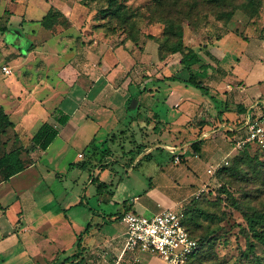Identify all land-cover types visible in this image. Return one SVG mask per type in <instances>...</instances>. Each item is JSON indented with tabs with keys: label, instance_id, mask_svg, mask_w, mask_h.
I'll use <instances>...</instances> for the list:
<instances>
[{
	"label": "crops",
	"instance_id": "obj_1",
	"mask_svg": "<svg viewBox=\"0 0 264 264\" xmlns=\"http://www.w3.org/2000/svg\"><path fill=\"white\" fill-rule=\"evenodd\" d=\"M50 1L41 17L50 7L60 10L68 21L60 36L68 28L88 27L87 33L82 35L84 38L80 36L74 42L67 33L64 36L70 39L62 51L66 55H62L64 58L69 55L72 68L77 70L73 71L74 77L66 93L78 98L72 112L57 103L50 105L49 118L43 121L57 129L55 137L45 149L30 150L26 155L30 162L22 170L7 179L0 178V264H166L154 252L124 248L125 227L120 215L125 210L152 215L162 207L173 208L172 203H177L167 201V205H162L165 194H160L152 199L150 203L155 208L150 209L148 202L140 200V197L155 194L156 182L149 181L143 195H133L124 183L126 181L114 179L112 163L131 173L157 147L172 150L183 147L186 150L179 141L194 137L199 132V123H206L205 119L213 121L214 127L205 129L209 125L201 126L196 137L202 140L198 152L209 155L213 150L224 148L223 156L231 154L230 139L243 136L239 121L254 100L264 96V91L248 97L241 77L237 82L238 89L222 93L219 86L220 75L224 71H210L198 78L215 98L213 102L209 96L188 89L183 82L168 81L169 76L181 72L178 71L181 68L180 53L159 58L156 44L157 59H148L143 50L150 38L141 36L136 42L128 39L114 41L117 35L103 34L92 27L93 22L84 23L80 14L71 17L72 4L78 2L81 9L83 3L80 1L56 0L59 6ZM41 17L38 18L40 24ZM0 28H5V25ZM228 33L230 31L207 43L205 53L213 59L219 58L216 53L219 49L214 50V47ZM136 43L140 48L137 57L129 50V44ZM4 44L8 47L7 43H1L0 48ZM60 55V51H53L50 47L37 48V43L29 44L24 54L18 50L6 55L0 66L7 65L10 73L5 75L0 68V78L5 80L4 83L0 81V107L8 116L9 111L3 103H10L8 99H13L14 93L16 102L20 104L26 101L41 104L52 99L56 84L52 78V84L47 81L57 62L55 59L58 60ZM171 57L176 58L175 66L171 71H165ZM203 59L202 62L211 67L215 64L212 60ZM238 59L230 66L229 72L242 76L241 58ZM33 61H37L38 66H33ZM196 66L199 65H191L193 73H196L193 71ZM66 72L55 81H66ZM13 73L14 76L10 77ZM31 74H39L41 78L32 80ZM40 79H46L47 85L44 83L46 91L39 96L36 95L39 93L37 86L43 82ZM224 87L230 89L231 85L225 82ZM168 97H173L172 102ZM157 100L163 104L161 111L157 110ZM130 107H135L132 114L128 113ZM103 108L112 111L114 118L102 115ZM78 110L82 115L74 117ZM63 113L67 114V119L59 123L56 115ZM228 126L234 131L232 136L222 132ZM7 133L10 138L15 134L23 145L28 146L33 132L26 136L27 142H24L13 121V127ZM216 134L226 137L225 147H219L215 142L209 146V140L203 141L208 136L216 140ZM116 135L123 141L120 151L114 145ZM10 142L8 140L7 147ZM49 148V162L38 165V159ZM84 150H88L87 155ZM165 168L161 167V170L165 172ZM181 206L179 204L178 209Z\"/></svg>",
	"mask_w": 264,
	"mask_h": 264
},
{
	"label": "rangeland",
	"instance_id": "obj_2",
	"mask_svg": "<svg viewBox=\"0 0 264 264\" xmlns=\"http://www.w3.org/2000/svg\"><path fill=\"white\" fill-rule=\"evenodd\" d=\"M78 1L84 5L82 4L80 9L78 2L73 3L71 17L75 18L80 14L84 18V23L88 21L94 23L96 21L95 16H97L96 10L104 6L105 0ZM118 1L122 3L123 9L128 13L129 18L127 24L124 25V29H115L119 31V34H117L114 41L121 40L122 35L128 34V31L134 34L139 32L144 39H147L146 33L156 34L161 29V23L157 20H163L170 14L179 11L176 19L182 25L183 41L196 48L197 53L200 55V60L203 61V58H206L215 63L212 67L205 63V66L193 67V71L199 77H204L210 71H224L220 75V92L227 93L238 89L237 82L241 77L248 97L256 93L261 94L264 91V0H259L258 7L254 8L255 10H247V12L242 7L246 2L245 0H231L230 4L224 5L213 3L210 0ZM47 2L50 3L51 1L24 0L23 2H15L1 0L0 3V26L5 25V28H0V41L3 40L0 45L1 43L8 44V47L4 44L0 48V63L9 52H18L20 50L24 54V51L27 50L31 43H37V48L50 47L53 51H60L61 53L59 59H55L57 62L55 61V67L50 73V80L40 79L43 82L37 86L39 93L36 95L40 96L46 91L45 84H50L52 79H54L53 83L56 84V89H54L55 92L52 95V99L44 100L41 104L34 101H26L20 104L16 102V93H14L13 99H8L10 103H3L9 111L10 118L15 123L16 132L22 137L24 142H27L26 136L34 132L43 119L49 118L50 105L57 103L62 107H66L68 112H72L75 106L74 102L78 98L69 94L68 97L66 93L68 92L70 81L74 77L73 71L77 70L72 68L73 63L69 62V55L67 54L68 57L66 58L63 56L66 55L65 51L62 52L63 48L65 45H69L68 41L70 39L67 40L64 36L67 33V36L73 37L72 40L74 42L75 39L87 33L88 27H83L82 29L79 27L76 29L68 28L60 36L59 34L68 25V21L64 17H62L64 22L53 25L51 27L52 30L43 27L39 23L38 18L45 12L48 6ZM53 2L56 6H59L56 0H53ZM66 3L71 6L68 2ZM233 7H235L234 11L236 12L228 23H226L224 16L217 18L220 11ZM83 18H80V20ZM100 21H105L104 24L107 27L111 25L118 27L120 24V21L114 18H99L97 22L100 23ZM229 31L230 33L218 41V46L214 47V50L219 49L216 52L219 58L213 59L212 56L205 53L204 49L207 43ZM82 37L84 38V36ZM133 45L129 44V50L137 57L140 54V48L138 43ZM143 53L148 54V59H157L156 42L153 39L146 40ZM238 58H241L240 71H244L242 76L229 72L230 66L236 63L239 60ZM36 63L37 61H33V66H38ZM168 63L169 65L165 71L172 70L175 66L176 58L171 57ZM193 64L199 65V62ZM238 70L239 68L236 69V71ZM64 72H66L65 77L67 80H64L63 83L55 81V78L60 77ZM180 74H183V71ZM212 74L214 75V72ZM12 76H14V73L10 77ZM39 78H41L39 74H31L30 79L36 80ZM0 81L4 83L5 80L3 81V78H0ZM168 81L179 83L177 82L178 80L170 79ZM225 82L231 85L230 89L224 87ZM185 86L202 94L199 89L191 85L185 84ZM66 95L68 98H65ZM168 98L172 102L173 97ZM157 105V110H163L161 102ZM134 109L135 107H130L128 113L132 114ZM103 114L114 118L112 111L105 108L102 110ZM78 115H82L79 110L74 114V117ZM205 121L206 123H199V131L203 125H209V128L205 129L214 127L213 121L207 122V119ZM197 136L198 133L192 138H184L179 141L180 144L186 147V150H183V147L177 150H172L169 147L155 148L152 154L146 156L147 159H143L131 173H127L122 167L112 163L114 168L113 175L115 174L114 179L121 178V180L126 181L124 183L129 186L130 192L138 196L144 194V189L149 186V181L153 180L156 182L155 194H145L144 198L140 197V200L144 199V201L148 202L147 205L150 206V209L155 208L150 202L155 196L160 194H165L164 201H161L164 206L167 205V201L176 202L177 204H172L173 209L177 210L179 204H182L188 229L194 235L202 236L205 241L203 248L187 264H264V243L257 237V231L264 224L257 223L252 229L243 215L245 211H252L249 206H255L258 212L264 213V189L259 190L256 196L253 194L250 197L245 196L261 187V183L264 182V171L261 170L264 165V146L246 143L243 150L237 155L239 160L243 161L239 165L240 170L248 167L257 169L256 172H252L255 176L254 181L252 182V178H250L246 185L229 180L224 174L223 176L221 175V178H218L215 175V171L213 174L207 173V160L217 161L222 158L224 148L213 150L209 155H206L205 152H198V150L194 153L188 147L190 145L188 143L197 139ZM216 136L217 139L214 141L211 136L205 137L203 141L207 140L208 142L209 140V146H213L215 142L217 146L225 147L226 137L223 135L220 137V134H216ZM164 141L171 142L168 140ZM121 144H123V141L116 135L114 145L118 148V151L122 147ZM47 151L46 154H42L38 159V165L49 162L47 158L50 157V148ZM84 153L87 155L88 150H84ZM176 154L178 155V160L174 161V155ZM226 158L228 159L227 166H232V158H229V156ZM164 166H166L165 172L161 170V167ZM200 187L203 190L200 191ZM196 192H198V197L195 198ZM152 204L154 205V203ZM245 204L246 206H244Z\"/></svg>",
	"mask_w": 264,
	"mask_h": 264
},
{
	"label": "trees",
	"instance_id": "obj_3",
	"mask_svg": "<svg viewBox=\"0 0 264 264\" xmlns=\"http://www.w3.org/2000/svg\"><path fill=\"white\" fill-rule=\"evenodd\" d=\"M213 3L216 4H230L231 0H210ZM246 2L242 5L243 9L247 12V10H255L256 7H258L259 0H245ZM234 8H230L227 10H223L219 12L220 16H224L226 18V23H228L234 16L235 12ZM255 8V9H254ZM179 11L176 13L170 14L165 19L157 20L159 23H161V29L158 33H146L147 37L150 39H153L157 44V52L159 58H163L164 56L178 52L180 53V59L179 63L181 65L180 71H183L184 73H187L186 76H183L182 74L176 75V76H169L168 78L172 80H178L180 82H183L186 85H191L197 89L200 90V92L204 95H207L212 99V101H215V98L208 93V87L205 86L202 83V80L198 78V75L196 73H193L191 70V65L195 62H199V66H205V64L200 60V55L195 51L191 46L187 45L183 41V29L180 22L177 21ZM188 13V12H187ZM97 16H95L96 21L92 24L93 27L96 29H99L102 31L105 35H117L119 34L116 28H120V30L124 29V25L127 24V20L129 18L128 13L123 9V5L118 0H105L104 6H102L100 9L96 10ZM63 13L53 7H50V9L47 10V12L41 17L40 22L44 27H52L53 25L57 23H62L64 20L62 19ZM99 18H114L116 20L120 21V24L118 27H115V25L111 26H105V21L97 22ZM106 20V19H105ZM123 32V31H122ZM133 32V31H132ZM142 34H139V32L131 33L128 31V34L122 35L121 40H131L133 42H136ZM208 52V51H206ZM245 111V110H244ZM67 119V114H59L56 115V120L59 123H64ZM242 120V119H241ZM241 120L239 122H241ZM238 122V123H239ZM13 127V121L9 118L8 114L0 107V178L1 179H7L14 173L22 170L29 162V158L26 157L28 152L30 150H33L34 148H40L45 149L47 145L52 141V139L55 137L57 133V129L52 125L51 123L47 121H43L37 129L32 133L30 137V144L28 146L23 145L18 137L13 134L10 137H8L7 130ZM224 132L228 136H232L234 134V131H231L229 129H224ZM200 134V131L198 132V135ZM8 140H11V144L9 147H7ZM251 144H255L253 142H248ZM202 144L201 139H194L192 142H190V145L188 146L192 152H196L200 149ZM256 145V144H255ZM245 146V145H244ZM244 146L239 149H235L233 152L229 154V158L231 157L233 160L232 166H227V164L220 166L215 170V175L218 178H221V175L224 176L232 181H236L243 184H248L247 182L252 178V182L255 179V176L252 172H256V168H243L242 170L239 169V165L243 163L242 160H239V157H237L238 153L243 150ZM25 155V156H24ZM241 158V157H240ZM251 166V165H249ZM264 166V165H263ZM261 167V170L264 171V167ZM264 189V182L261 183V187L250 193L249 195L246 194L245 196L250 197L251 194L256 196L259 190ZM253 197V196H252ZM196 198V197H195ZM246 206V204L244 205ZM251 208V212H243L244 218L253 229L255 224L261 223L264 224V213H260L257 211V207L255 206H249ZM185 211H182L183 217H182V223L184 224L186 230L188 233L192 236L198 239V247L196 250L189 255L187 258L186 264L189 262L191 258H193L204 246V238L202 236H196L188 229L186 223H185ZM258 233V239L264 243V226L260 227V229L257 231Z\"/></svg>",
	"mask_w": 264,
	"mask_h": 264
},
{
	"label": "built area",
	"instance_id": "obj_4",
	"mask_svg": "<svg viewBox=\"0 0 264 264\" xmlns=\"http://www.w3.org/2000/svg\"><path fill=\"white\" fill-rule=\"evenodd\" d=\"M0 68L5 75L10 73L7 65H1ZM252 108L255 110H251ZM241 125L243 136L230 139L231 149L242 148L248 142L264 146V96L255 99L251 108L245 111ZM225 128L231 130L229 126ZM228 155L217 161L209 160L206 172L213 174L217 168L227 164ZM173 160H178L177 154ZM194 197H198V192ZM182 211L183 206L177 210L169 206L162 207L152 215L133 210L123 211L120 220L125 227L124 248L154 252L166 264H186L187 258L196 250L199 242L188 233L182 223Z\"/></svg>",
	"mask_w": 264,
	"mask_h": 264
}]
</instances>
